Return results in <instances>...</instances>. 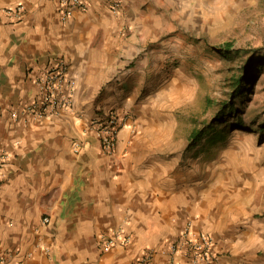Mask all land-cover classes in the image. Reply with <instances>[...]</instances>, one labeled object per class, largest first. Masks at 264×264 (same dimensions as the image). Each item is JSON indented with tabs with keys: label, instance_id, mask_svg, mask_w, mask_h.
<instances>
[{
	"label": "crops",
	"instance_id": "obj_1",
	"mask_svg": "<svg viewBox=\"0 0 264 264\" xmlns=\"http://www.w3.org/2000/svg\"><path fill=\"white\" fill-rule=\"evenodd\" d=\"M19 1L20 20L1 12ZM83 1L64 18L58 0H0V149L10 153L0 187L5 264H138L146 254L153 264H181L169 244L189 220L214 234L215 264H236L228 258V214H204L200 187L172 169L166 134L124 126L110 153L89 127L100 107L131 109L120 95L145 74L147 59H164L194 37L201 0H119L116 11L117 0ZM55 55L77 79L72 108L14 119L37 92L32 75ZM102 89L119 99L97 102ZM136 110L143 125L145 110ZM75 140L83 142L79 152ZM117 233L130 241L106 249L103 238Z\"/></svg>",
	"mask_w": 264,
	"mask_h": 264
},
{
	"label": "rangeland",
	"instance_id": "obj_2",
	"mask_svg": "<svg viewBox=\"0 0 264 264\" xmlns=\"http://www.w3.org/2000/svg\"><path fill=\"white\" fill-rule=\"evenodd\" d=\"M199 10L194 37L164 59H147L145 74L134 76L136 86L120 97L134 114V132L168 136L163 143L172 169L186 186L200 187L204 214H228V258L264 264V0H201ZM226 41L244 50L234 61L220 52ZM251 54L262 66L234 101L238 115L223 114L221 104L232 99L229 78ZM142 63L137 56L134 64ZM115 94L102 89L97 102ZM137 108L145 110L143 125ZM194 128L207 135L191 144Z\"/></svg>",
	"mask_w": 264,
	"mask_h": 264
},
{
	"label": "built area",
	"instance_id": "obj_3",
	"mask_svg": "<svg viewBox=\"0 0 264 264\" xmlns=\"http://www.w3.org/2000/svg\"><path fill=\"white\" fill-rule=\"evenodd\" d=\"M63 6V17L70 15L73 7H84L83 0H58ZM120 1L114 3L116 11ZM26 11L24 2L4 6L1 12L10 20H20ZM32 80L37 87L34 97L25 102L20 108L12 111L14 119L27 123L32 118H42L60 113L62 110L72 108L74 104L77 79L70 73V63L63 55L52 56L49 62L43 65L32 75ZM132 129L136 121L131 109L121 106H111L98 109L92 116L89 127L99 138L102 148L112 153L118 143L119 134L124 126ZM74 150L79 152L83 147L81 140H75ZM10 153L0 149V187L5 183V168L9 165ZM49 221V217L44 218ZM130 237L117 233L114 236L103 238V246L111 248L116 244H125ZM169 253L172 256L180 255L181 264H215L218 252L216 250V238L207 230L197 231L193 220H189L184 226L181 236L173 239L169 244ZM6 258L0 254V264H5ZM138 264H153L151 254H146L138 259Z\"/></svg>",
	"mask_w": 264,
	"mask_h": 264
},
{
	"label": "trees",
	"instance_id": "obj_4",
	"mask_svg": "<svg viewBox=\"0 0 264 264\" xmlns=\"http://www.w3.org/2000/svg\"><path fill=\"white\" fill-rule=\"evenodd\" d=\"M220 52L222 56L230 61H234L239 58L244 50L242 48H235L231 41H226L221 46H219ZM256 65V66H254ZM262 66V63H256L255 55H249L247 59L242 60L240 64V73L233 74L230 79L231 86V102L228 100L221 104V110L223 114H237L238 107L235 105L234 101L238 98H242L244 96L245 88L249 83H251L254 73L259 70ZM236 123L238 125H242L243 120L240 116L236 117ZM264 127V124L261 126ZM260 131H263L262 129ZM207 135V129L205 128H194L190 133V143H197L203 139V137Z\"/></svg>",
	"mask_w": 264,
	"mask_h": 264
}]
</instances>
